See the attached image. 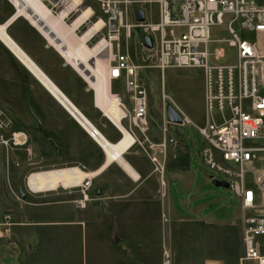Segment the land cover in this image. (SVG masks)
Returning a JSON list of instances; mask_svg holds the SVG:
<instances>
[{"label": "rangeland", "instance_id": "374dc122", "mask_svg": "<svg viewBox=\"0 0 264 264\" xmlns=\"http://www.w3.org/2000/svg\"><path fill=\"white\" fill-rule=\"evenodd\" d=\"M137 9H142L147 19L157 20L156 4L137 3L130 9L131 23ZM14 13V7L7 0H0V24ZM7 33L92 124L103 130L102 120L105 119H101V114L94 107L93 92L89 86L29 21L19 18L7 29ZM212 35L220 40L229 38L222 27L214 28ZM140 39L139 30H133L127 40L123 33L120 37L123 49L127 46L138 63H141ZM150 56L147 63L153 65L155 55L152 53ZM137 81L147 93L148 115L161 120L168 102L188 120L189 125L183 127L165 124V147L181 146L178 149L181 154L179 168L184 171L187 167L184 149L188 145L192 190L191 194H181L190 179L187 173H184L182 181L179 177L168 180L166 175V189L159 182V172L154 171L158 161H151L153 149L149 144L144 149L138 146L144 157L141 161L147 162L153 170L148 180L133 182L117 165L112 164L111 170L94 178L87 192L89 199L95 202L133 203L126 219L123 215L126 209L122 208L125 205H122L115 210L109 224L102 214L101 217L94 216L91 211L76 209L73 203L61 202L80 198L76 190L58 189L57 192L36 195L27 192L26 177L31 172L65 167L94 171L103 163L104 154L0 43V139H8L12 132H24L28 137L25 148L9 150L13 154L10 159L19 165V182L15 183L14 192L19 195L21 189L26 194V199L20 200L22 207L27 203H39L28 211L40 219L55 222L64 218L80 219L82 222L14 228L21 256L12 243L1 239L0 264H205L207 256H219L220 264H238L243 249L237 205L229 189L216 188L208 181L209 177L224 179L197 158L199 151L206 147L196 128L202 127L205 122L202 70L170 68L162 77L157 69L151 68L140 71ZM112 94H117L131 109V96L123 80L112 82ZM4 151L7 152L6 149ZM160 165H164V160ZM175 165V162L169 161L168 168ZM176 171L182 175L180 170ZM181 199L184 206L194 199L192 213L181 210ZM170 200L181 214L162 215L163 201ZM200 206H206V210L193 214V209ZM30 234H34L31 241ZM260 241L264 254V237Z\"/></svg>", "mask_w": 264, "mask_h": 264}, {"label": "built area", "instance_id": "2783aa9c", "mask_svg": "<svg viewBox=\"0 0 264 264\" xmlns=\"http://www.w3.org/2000/svg\"><path fill=\"white\" fill-rule=\"evenodd\" d=\"M40 1L54 16H60L65 10L63 21L69 24L84 9L91 10L76 33L92 31L86 44L102 48V56L108 60L110 81L123 80L131 96V111L119 102V121L128 122L140 132L146 129L148 102L146 90L137 81L138 73L154 68L163 77L170 68L202 70L205 122L196 128L206 147L200 150V161L224 179L218 181L227 182L237 205L243 249L238 264H264L260 241L264 237V212L259 211L264 203V169H256L264 155V0ZM149 2L157 5V20L151 21L145 14V21L138 23L134 13L131 23L129 15L133 5ZM97 22L101 26L93 30ZM216 27H222L229 38L215 39L212 30ZM133 30L141 34V63L127 46L124 49L121 46V34L127 40ZM145 36L152 40L150 50L142 46ZM152 53L155 63L150 65L147 62ZM183 120L189 123L185 117ZM165 124L168 123L164 112V134ZM27 142L24 132H12L8 139H0L6 148H25ZM159 146L163 153L165 138ZM151 161L157 163L155 157ZM155 170L161 174L163 166L158 164ZM35 173L26 177V190L32 195L37 192L29 187L28 180ZM93 180L86 179L68 189L80 193L81 199L77 201L80 208L90 200L87 192ZM210 180L216 179L210 177ZM9 218L8 214L4 215L0 223V239L8 234Z\"/></svg>", "mask_w": 264, "mask_h": 264}, {"label": "bare ground", "instance_id": "6f19581e", "mask_svg": "<svg viewBox=\"0 0 264 264\" xmlns=\"http://www.w3.org/2000/svg\"><path fill=\"white\" fill-rule=\"evenodd\" d=\"M10 2L17 12L7 24L14 19L17 21L18 17L29 21L65 63L82 77L83 81L95 93L96 108L105 115L113 126H116L124 134L123 139L117 144L112 145L108 143L89 120L65 98L61 91L8 36V33L4 32L7 24L0 25V42L30 72L33 78L58 101L77 124L82 126L93 137L106 156L105 164L94 172H84L77 167L36 172L28 180L29 187L37 192V194L57 192L58 189L68 190L72 185L79 186L86 179L97 178L114 161L122 163L129 175L134 180H137V175L132 172L123 162L124 159L122 158V161L120 157L133 144L134 140L121 127L119 121L121 114L119 101L113 95L111 96L109 92L111 81L109 79L108 60L102 56L103 51L100 46L92 48L86 44L92 31L89 30V32L80 34L76 33L77 27L90 15L91 10L84 9L81 16L72 24H69L63 21L65 10H62L60 16H54L40 0H10ZM94 26L93 30L99 29L101 22H97Z\"/></svg>", "mask_w": 264, "mask_h": 264}, {"label": "crops", "instance_id": "0c3cea01", "mask_svg": "<svg viewBox=\"0 0 264 264\" xmlns=\"http://www.w3.org/2000/svg\"><path fill=\"white\" fill-rule=\"evenodd\" d=\"M11 19H12V16L6 22H4V23H2L0 25H6ZM15 21H16V19H14L11 22V24H9V27ZM7 29L5 30V33H7ZM18 47L32 60V62L39 68V70L61 91V93L65 96V98L70 103H72L74 105V103L64 94V92L35 63V61H33V59L19 45H18ZM9 53L11 55H13L11 52H9ZM13 57H14V55H13ZM27 72L30 74L29 71H27ZM43 89L51 96V94L45 88H43ZM109 92H110V95L111 96L113 95L115 98H117L118 101L121 104H123L127 108L128 111H131L132 107H131V109H128L126 104L123 103L122 99L117 94H112V81L110 82ZM53 100H55V102L64 110V108L58 103V101L55 98H53ZM93 104H94V107L96 108V106H95V93L94 92H93ZM74 106L76 107V105H74ZM97 111L101 114V119H105L109 123L108 124V123L105 122V120H102V121H104L103 122L104 123L103 124L104 128L101 131L98 130L97 127L95 125H93L92 122L79 110V112L87 120H89V122L99 131V133L103 136V138L108 141V143H110L112 145L117 144L121 139H123L124 134L116 126H113L112 123L105 117V115L100 110L97 109ZM160 119L161 120H156L151 115H148V109H147L146 129L144 131L140 132L139 130H137L134 127H132V125H129L128 122L121 123V127L124 129V131L129 136H131L133 138L135 143L133 142V144H131L129 146V148H127L126 151L123 154L120 155V157H121V159L122 158L124 159V161H123V159H122V161L132 170V172H134L137 175V178H138L137 180H134L129 175V173L124 168L122 163L114 161V162H112V164L117 165L120 168V170L122 171V173H124L133 182H139V181L143 182L145 180H148L151 177V174H152L153 170H151V168H150V166H148L147 162H142L141 161V159L144 158V157H143L141 151L137 147L141 146L144 149V147L147 144H149L151 146V148L153 149L152 157L156 158V160L158 161V164H160L161 160H164L163 172L161 174L159 173V175H160L159 176L160 184H161V182H163L164 187L167 189V182L165 180L166 175L168 176V180H174L177 177H179V178H181V181H182V179L185 176L184 173H187L190 179H189V182H188L186 188L182 189L183 186L181 185V189H182L181 194H187V193L191 194L192 180H191V172H190L189 165H188V163H189V147L187 145V142H186L187 147H186V149H184V157L187 160V167L183 171V170H181L179 168V159H180L181 154L178 151V149H179V147H181L180 145L179 146L177 144H175V145H167V147H165V149H166L165 153L163 154L161 152L162 149L160 148L159 145L163 142V139L165 138V134L163 133V129H164L163 115L161 116ZM184 125H189V123H184L183 125H176V126L183 127ZM78 126L88 135V137L92 140V142L95 143L101 149V147L95 142L93 137L82 126H80L79 124H78ZM4 149L7 150L6 153H5ZM9 150H13V149L12 148H6V147H4L3 145L0 144V200H1V205H0V223L3 222L4 215L8 214L9 217H10L9 220H8L10 226L8 228L7 236L4 239H2V240H6V242L12 243L18 249L19 255L21 256V251L22 250H21V246L18 245L17 241H15L14 230H13L14 228H25V227L29 228L31 226H45V225H55V224H76V223L77 224H82V222H81L80 219H76L74 221L73 219H65V218L63 219V217H61L63 220L60 221V222H55V221L50 220V219H40L39 216L36 217L35 214L33 215V213L28 211V208H30L32 206H35V205H38L39 203H35V202L34 203H27V205L25 207H22L21 204H20L21 203L20 200L22 201L20 195H16L15 192H14L15 183L19 182V169H18L19 165H18V163L14 162V159H10V157L13 154H11L9 152ZM101 151L103 152L102 149H101ZM103 154H104V152H103ZM199 154H200V151L197 154V158L200 161ZM262 157H263V160L259 164L256 165V169H259V170H263L264 169V155ZM169 161L175 162L176 165L171 167V168H168ZM105 162H106V156L104 154V161L101 164V166L98 169H96V170H99L105 164ZM112 164L107 166L105 168V170L101 173V175L105 171L111 170L112 169ZM77 168H79V167H77ZM61 169H63V168H61ZM96 170H94V171H96ZM176 170H180L182 172V175L179 174ZM94 171H87V172H94ZM154 171H156V170H154ZM156 172H158V171H156ZM208 181L211 183L210 177L208 178ZM75 192L78 193V191H75ZM166 192L167 191L165 190V195H166ZM97 195H99V192L97 193ZM194 196L195 195H193V197ZM196 198H198V197H196ZM80 199H81V196H80V198H76V199L75 198H72V199L69 198V200L65 199V200H63L61 202L73 203L75 205L76 209H78L80 211H91V213L94 216L101 217V214H102L104 219L107 222H109V224H110V221H112V215L113 214L115 215V213H114L115 210H117L118 208H121L122 205H125L122 208L126 209L125 213L123 214L124 215V219H126L125 216H127L128 210H131L133 208V205H132L133 203L132 202L128 203L126 201V202H122V203H112L111 200H103V201H99V202L98 201L95 202V201H92V200H88V201H86L84 203V207L80 208L78 206V202H77ZM194 199H195V197H194ZM193 200L188 202L187 205L184 206L183 205L184 204L183 200L181 199L179 201V206H180L181 210L183 209L184 212L192 213L191 212V210H192L191 205H192ZM22 208H24V209H22ZM161 210H162V215H165V213L171 214L173 212L178 214V215L181 214V213H178L176 211L175 203L172 200L167 201V202L163 201V203L161 205ZM193 210H195V213H193V214H197V213L199 214V212H201L203 210H206V206L205 207L200 206L199 208L193 209ZM259 211L260 212H264V203L260 205ZM32 233H34V232H32ZM33 236H34V234H30V236H29L30 237V239H29L30 241L34 238ZM18 239L20 240L21 238L18 237ZM209 261H215V262H218L220 264L221 263L220 262L221 258L219 256H216V257L215 256H207L205 258V264H207V262H209Z\"/></svg>", "mask_w": 264, "mask_h": 264}, {"label": "water", "instance_id": "95a60500", "mask_svg": "<svg viewBox=\"0 0 264 264\" xmlns=\"http://www.w3.org/2000/svg\"><path fill=\"white\" fill-rule=\"evenodd\" d=\"M135 20L138 23H143L145 21V13L142 9L136 10ZM9 24H11V22ZM9 24H7L6 27L4 28V32H5V29L9 26ZM142 46L148 50L152 49V40L149 36H145L143 38ZM164 112H165V118L168 124H172V125H183L184 124L183 116L174 106H172V104L167 102L165 105ZM211 184L216 188L228 189V184L225 181L212 180ZM19 195L22 200L26 199V194H24V192L21 189H19Z\"/></svg>", "mask_w": 264, "mask_h": 264}, {"label": "flooded vegetation", "instance_id": "af4514ba", "mask_svg": "<svg viewBox=\"0 0 264 264\" xmlns=\"http://www.w3.org/2000/svg\"><path fill=\"white\" fill-rule=\"evenodd\" d=\"M184 212V211H183Z\"/></svg>", "mask_w": 264, "mask_h": 264}]
</instances>
